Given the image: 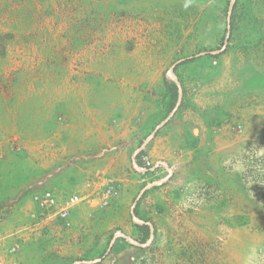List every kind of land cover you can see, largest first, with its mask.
Returning a JSON list of instances; mask_svg holds the SVG:
<instances>
[{"label":"rangeland","instance_id":"rangeland-1","mask_svg":"<svg viewBox=\"0 0 264 264\" xmlns=\"http://www.w3.org/2000/svg\"><path fill=\"white\" fill-rule=\"evenodd\" d=\"M161 134L200 150L160 158ZM128 149L123 211L106 179L105 208L31 216ZM50 246L51 264H264V0H0V264Z\"/></svg>","mask_w":264,"mask_h":264},{"label":"crops","instance_id":"crops-1","mask_svg":"<svg viewBox=\"0 0 264 264\" xmlns=\"http://www.w3.org/2000/svg\"><path fill=\"white\" fill-rule=\"evenodd\" d=\"M198 140V139H197ZM115 141V138L112 139L113 142ZM152 146L149 149V153H156L157 156L160 158L165 159H171L173 157L178 158V155L181 156L183 153L187 150L188 147L184 146V142L182 140H179L177 137L172 136H165V134H161L157 136V138L153 139ZM196 145L191 144L190 149L188 153L191 155L194 151L200 150V142L199 140L196 141ZM97 143L93 144L92 146H96ZM114 148V147H113ZM112 148V149H113ZM115 149V148H114ZM186 151V152H187ZM129 149L126 151H112L110 150L105 154L103 157H96V159L91 160L86 165H83L82 168H80V174L77 180V183L79 185H76V188L83 189L84 185L89 184L92 186H100V183L102 180H110L116 181L119 184H122V198L116 200L114 203V206L119 210L123 211V207L129 204V200L131 198L130 193L135 188V185L133 186V180L135 176V170L137 171V167L135 166L133 155L129 159ZM179 156V158L181 157ZM171 157V158H169ZM87 170V173L83 175L82 171ZM138 175V174H137ZM150 175V174H149ZM139 176V175H138ZM85 188V187H84ZM83 192L82 190H80ZM55 193V192H54ZM57 195V193H55ZM75 194V193H73ZM84 194V193H82ZM59 197V195H57ZM66 197V196H65ZM130 197V198H129ZM77 206H87L86 204H81ZM77 208L75 207V210ZM74 210V211H75ZM84 209L78 208L77 209V218L75 220H80L81 218H84ZM110 211V210H109ZM32 216V215H31ZM51 247V246H50ZM40 249V257L36 260L32 259L33 264H51L53 261V255L55 252V249L53 247L51 248H45L39 247ZM118 251H121L125 255V252L129 253V251L118 249ZM59 252V251H58ZM60 253V252H59ZM44 255H48V257H44ZM23 264H28L27 262H24ZM30 264V263H29Z\"/></svg>","mask_w":264,"mask_h":264},{"label":"built area","instance_id":"built-area-1","mask_svg":"<svg viewBox=\"0 0 264 264\" xmlns=\"http://www.w3.org/2000/svg\"><path fill=\"white\" fill-rule=\"evenodd\" d=\"M142 165L150 167L146 157H142ZM120 191L114 184L103 185L100 183L97 191L93 194H69L61 199L53 191L46 190L31 196L30 204L33 208V217L36 215L45 218H58L68 222L71 211L81 204L96 205L105 208L118 198Z\"/></svg>","mask_w":264,"mask_h":264}]
</instances>
